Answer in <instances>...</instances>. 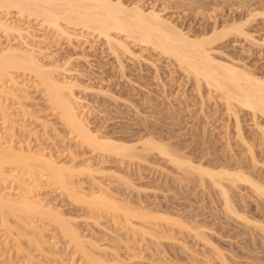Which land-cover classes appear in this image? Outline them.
Listing matches in <instances>:
<instances>
[{"label":"rangeland","instance_id":"374dc122","mask_svg":"<svg viewBox=\"0 0 264 264\" xmlns=\"http://www.w3.org/2000/svg\"><path fill=\"white\" fill-rule=\"evenodd\" d=\"M123 2L128 6L139 3L146 11L154 8L191 36L237 23L240 34L230 32L217 38L212 54L264 80V0ZM11 18L24 27L31 25L37 35L33 36L35 43L47 45L45 53L64 66L60 72L75 84L78 112L92 134L136 145L139 151L144 139L153 138L169 145L182 159H191L193 165L241 172L253 181L221 178L231 211L211 177L181 166L158 150L142 152L144 157H127L91 148L51 108L42 87L28 82L29 74L17 72L21 81L31 84L27 89L30 99L23 104L8 99L15 122L10 125L1 114L0 132L15 146L27 149L30 144L33 151L48 152L57 163L75 167L78 173L71 181L77 182L73 185L79 191L104 188L123 202L125 210L117 214L129 213L127 218L123 216L130 221L126 223L111 211L90 210L88 204L76 201L68 189L45 176L40 182L30 180L39 187H35L37 191L32 188V194L45 199L46 206L62 213L61 218L66 217L86 243L95 245L86 244L92 253L112 264H264V194L255 186L264 187V114L239 104L229 110L223 94L211 90L204 80L200 86L174 57L125 35L119 39L128 48L116 44L115 49L114 41L112 47V41L81 27L70 26L75 33L70 37L43 29L41 19L16 12ZM42 34H47V41H40ZM7 35L0 31V49L8 43L24 46L18 34ZM22 217L11 216L15 230L28 227L30 234L10 237L5 255L0 250V264L92 263L49 218ZM32 232L44 242L32 240Z\"/></svg>","mask_w":264,"mask_h":264},{"label":"bare ground","instance_id":"6f19581e","mask_svg":"<svg viewBox=\"0 0 264 264\" xmlns=\"http://www.w3.org/2000/svg\"><path fill=\"white\" fill-rule=\"evenodd\" d=\"M14 12L23 17H34L37 18V20L41 19L43 29L45 28L46 30L48 27L47 29L49 30L58 31L62 35L66 34L70 37H73L75 34L69 29L70 26H75V28L81 27L97 32L98 35L106 38L108 42L114 41L115 49L117 45L128 48L126 42H124L125 40L119 39L121 34L125 35L128 39L131 38V40L144 43L160 50L169 57H174L185 71L194 75L198 84L204 80L211 90L214 89L216 92L218 91L223 94L228 103V107L230 106L231 109L233 107L236 109L237 104H239L252 110L253 113L260 112L264 114V80L253 76L252 73L250 74V72L248 73L245 69L239 68L232 63L220 61L212 54V44L217 38L230 32L234 34L236 32L237 34L242 31V28L236 25L237 23H232V25L229 24L230 26L223 27L220 30L218 27H214L211 33L191 36L176 24L163 18L154 8L146 11L139 3L128 6L123 0H0V31L4 32L6 35L16 33L23 39V44L25 43L24 46H15L14 44L8 43L6 45L4 44L0 49V115L2 114V120L4 118V121H11L10 123L8 122L10 125L15 122L11 117L12 112L9 111L10 108L7 103V101L11 100L8 99H18V102H21V104H23L22 102L26 99H30H28L29 95L27 96V89L31 87V84L29 86L27 81H21L18 78L19 75H17V72L27 73L30 76L28 82L32 81V85L42 87L40 88L41 90L43 89L44 94H46V99L48 103H50L51 108L60 112V116L66 125L72 131L76 132L77 137L84 143L90 145L91 148L98 149L100 152L103 150L104 154L106 152L108 153V151H115V153L117 152L127 157H138L142 152L146 153L147 150L151 149L158 150L161 154L171 157L173 161L178 164H183L187 169L190 168L189 170H193L196 168V170H199L200 174H206L211 177L213 181L220 186L226 204L232 211L228 192L223 187L221 178L225 175L224 178L227 176L231 180L233 178V181L241 179L253 182L250 178L241 174V172L232 173L225 169L214 170L203 167V165H193L191 159L188 160L187 157L186 159L184 158L185 160L182 159L178 153L177 155L173 151L174 149L172 150L169 147V145L153 138L144 139L141 142L143 147L142 149L139 148L141 149V151H139L136 145L109 137L103 136V138L97 136L98 134L95 135L96 133L92 134L87 127L88 125L83 121L82 114L80 115V111L78 112L73 96V87L75 84L71 79H65L60 72L64 66L62 65L61 67V64L54 62L55 60L52 61L53 59L49 56L50 53H45L49 50L47 45L40 46L35 43L37 41L33 36L35 37L37 35L31 31V25L24 27L22 24L18 23V21L16 22V20L11 18ZM40 29L41 28H38V30ZM43 34L40 36L41 42L47 39V34L45 36ZM114 42L113 45L110 44L112 47L114 46ZM46 58L47 60L44 61ZM61 76L63 77L61 78ZM201 85L202 83H200V86ZM79 106L80 105H78V107ZM49 124L51 123L49 122ZM4 127L6 128L7 126ZM13 143L14 141L9 139L8 135L5 136L3 135V131L2 133L0 132V224L2 226L0 230L3 231H0L2 232V234L0 233V250L7 251L8 247L10 248V246L7 245L9 244V238L16 239V233L30 234L29 231H26L28 227L25 229L23 227H21L23 229L18 227L19 230H15V225H13L14 221L12 222L14 218H11V216H23L22 218L26 216L29 219L46 217V219L49 218L47 219L48 221H53L54 225L55 223L58 225L57 227L60 228L65 236L69 237L68 240L74 243L73 246H76L74 248L78 250V253L80 252V254H83V257H86V260L90 261L89 263L109 264L110 261L107 263L104 257H102V259L99 257L100 255L96 256L97 254L95 255L92 253L94 250L91 251L86 245H89L90 242L86 243L85 241L87 240L84 241L78 230L75 229L76 227L74 228V226H71L72 223L70 224L68 222L69 220H66V217L61 218L63 217L61 215L62 213L60 216L59 213H57L58 211H55L56 209L54 210L55 212L53 211L52 206L51 208H49L50 205L49 207L46 206L47 203H44L45 199L41 200V197L39 199L32 194L37 188L36 185L35 188L33 184L37 182H33L32 184L30 180L38 179L40 182L39 179L45 176L44 178L48 179V181L60 185L64 190L68 189L66 192L69 191V193L73 194L72 196L77 198H74L76 201L79 200L78 202L88 204L89 206L87 207H89L90 210L94 209L96 211L100 208L117 214L120 213L121 209L125 210V207L122 208L121 203L123 202L115 200L113 198L114 196H109L110 194L108 195V191L106 193L102 190L104 188H101L102 191L97 190L96 192L89 189L90 192H88L89 190L82 191L80 187L81 191H79L77 189L79 187L76 186L77 184L75 186L73 185L76 181H71V179L76 176L74 175L75 172L78 173L75 167L67 166L63 162L62 164L57 163L58 161L56 162L53 160V156L51 155V157L48 152H38L39 150L33 151L29 146L30 144L28 145L29 148L26 147L27 149H25L24 145L19 144L20 147L18 145L15 146V143ZM22 146H24V148ZM88 164L89 163L86 165ZM88 167H90V164ZM88 167L86 169H90ZM81 169L84 170V168ZM26 176L29 177L27 178ZM6 182L9 185L6 184ZM255 186H257V190L261 194H264L263 186L257 184H255ZM32 188H34V190ZM38 189L39 187L37 190ZM34 194H36V192ZM111 212H109V214ZM128 214L127 211L123 212V216H128ZM119 215L120 214H117L116 216ZM123 216L121 218H124ZM127 216L125 217L127 218ZM126 218H124L125 222L127 221ZM128 222L130 221L128 220ZM31 225L34 224L31 223ZM31 229H33V227H31ZM19 235L21 236V234ZM32 235L33 236L30 237L32 240L33 238L35 241L38 240L36 241L37 243L44 240L41 238L39 241L40 237L37 236V239L33 232ZM13 236L15 238H13ZM17 239H19V237ZM4 251L2 255H5ZM10 264H13V262ZM113 264H116V262ZM117 264L119 263L117 262Z\"/></svg>","mask_w":264,"mask_h":264}]
</instances>
